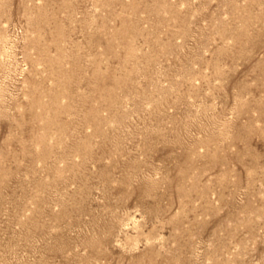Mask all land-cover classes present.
I'll list each match as a JSON object with an SVG mask.
<instances>
[{
	"label": "rangeland",
	"instance_id": "obj_1",
	"mask_svg": "<svg viewBox=\"0 0 264 264\" xmlns=\"http://www.w3.org/2000/svg\"><path fill=\"white\" fill-rule=\"evenodd\" d=\"M0 264H264V0H0Z\"/></svg>",
	"mask_w": 264,
	"mask_h": 264
},
{
	"label": "bare ground",
	"instance_id": "obj_2",
	"mask_svg": "<svg viewBox=\"0 0 264 264\" xmlns=\"http://www.w3.org/2000/svg\"><path fill=\"white\" fill-rule=\"evenodd\" d=\"M38 42H39V41H38ZM43 46H44V45H43ZM47 48H48V47H47ZM47 48H46V49H47ZM47 51H48V50H47ZM42 56H43V55H42ZM33 125H34V124H33ZM45 154H46V153H45Z\"/></svg>",
	"mask_w": 264,
	"mask_h": 264
}]
</instances>
